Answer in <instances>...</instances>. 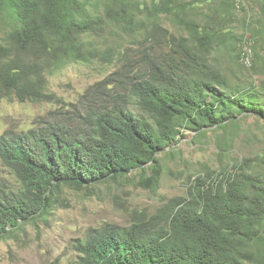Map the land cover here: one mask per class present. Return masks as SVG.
Wrapping results in <instances>:
<instances>
[{"label": "trees", "instance_id": "1", "mask_svg": "<svg viewBox=\"0 0 264 264\" xmlns=\"http://www.w3.org/2000/svg\"><path fill=\"white\" fill-rule=\"evenodd\" d=\"M205 1L0 0L1 99L55 103L48 73L129 58V39L146 49L144 65L96 84L98 103L52 109L43 123L0 135V157L18 181H0V238L50 215L65 186L121 182L134 171L154 188L162 175L158 154L186 129L197 141L210 130H238L251 114L264 119V83L232 85L214 55L225 47L239 61L244 33L223 27L219 9L203 24L187 20L188 7ZM164 14L189 34L163 26ZM6 17L12 29L2 36ZM260 26L243 21L245 31L254 28L252 74L264 73ZM190 180L187 195L151 216L94 228L77 264H264V152Z\"/></svg>", "mask_w": 264, "mask_h": 264}, {"label": "rangeland", "instance_id": "2", "mask_svg": "<svg viewBox=\"0 0 264 264\" xmlns=\"http://www.w3.org/2000/svg\"><path fill=\"white\" fill-rule=\"evenodd\" d=\"M145 1L150 3L154 0ZM247 1V7L237 9L226 8L220 4L221 0H207L189 6L186 18L203 24L210 19L208 15L219 9L218 19L223 27H229L227 29L238 36L244 33L243 44L250 40L254 46V38L251 37L254 28L245 31L243 21L248 18L254 27L260 26L264 18L261 8L264 0ZM229 12H232L231 16ZM161 17L163 26L171 32L189 34L182 24L175 22L174 16L164 14ZM4 19L2 36L12 29L10 18ZM260 27V38H264V25ZM125 45L129 58L123 53L121 59L118 56L110 64L71 63L48 73V90L55 96V103L0 98V135L9 129H29L38 120L43 123L52 109L75 110L79 109L77 106L81 108L92 102L98 103L95 91L99 81L108 75L119 79L116 72H133L144 65L146 49L142 50L141 45L130 39L125 41ZM164 50L167 52L169 48ZM214 55L220 57L222 69L232 85L249 84L255 80L257 84L264 83V73L252 74L241 60L235 61L233 52L225 47L215 50ZM194 139L195 132L186 129L179 142L158 154L162 175L154 188L144 187L139 174L136 176L134 171L131 177L121 182L85 189L65 186L50 215L28 222L19 232L0 238V264H77L81 254L80 243L94 228L104 225L122 228L135 218L151 216L169 199L187 195L192 174L206 173L209 168L218 170L222 166H233L241 157L264 152V119L251 114L242 117L238 130H210L197 141ZM3 180L18 182L0 157V181Z\"/></svg>", "mask_w": 264, "mask_h": 264}, {"label": "built area", "instance_id": "3", "mask_svg": "<svg viewBox=\"0 0 264 264\" xmlns=\"http://www.w3.org/2000/svg\"><path fill=\"white\" fill-rule=\"evenodd\" d=\"M230 1L235 5L237 9H242L248 6L247 0H230ZM240 60L246 68L248 69L253 68L255 57H254V49H253L252 41H247L245 43L241 53Z\"/></svg>", "mask_w": 264, "mask_h": 264}]
</instances>
